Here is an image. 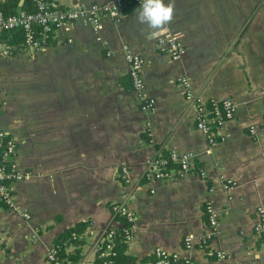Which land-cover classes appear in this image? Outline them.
<instances>
[{
	"label": "crops",
	"instance_id": "crops-1",
	"mask_svg": "<svg viewBox=\"0 0 264 264\" xmlns=\"http://www.w3.org/2000/svg\"><path fill=\"white\" fill-rule=\"evenodd\" d=\"M50 1L79 7L106 0ZM172 2L167 27L186 48L178 59L138 23L140 3H125L118 18L103 16L106 44L80 21L34 53L9 33L2 37L14 47L8 55L0 49V129L15 140L18 168L31 174L11 183L16 209L0 203V264H50L54 243L66 244L60 253L73 264H104L96 244L106 229L124 224L112 210L121 201L137 220L112 264H158L156 246L178 253L169 264H264V241L254 229L256 208L264 205V0ZM125 43L144 58L154 111L142 108L133 90ZM183 76L204 100L231 97L237 105L222 127L225 138L213 146L196 127ZM172 149L195 154L192 170L180 174L174 164L171 178L147 181L150 163ZM123 166L129 183L121 179ZM225 178L234 180L230 190ZM208 200L219 228L200 246Z\"/></svg>",
	"mask_w": 264,
	"mask_h": 264
},
{
	"label": "built area",
	"instance_id": "built-area-1",
	"mask_svg": "<svg viewBox=\"0 0 264 264\" xmlns=\"http://www.w3.org/2000/svg\"><path fill=\"white\" fill-rule=\"evenodd\" d=\"M31 1L34 7L31 10L21 8L16 12L6 13L0 8V49L3 54H10L14 47L11 44L2 43L1 39L7 33L11 34V32L20 31L22 34L21 42L25 50L34 53L45 50L53 39L57 37V32L64 25L74 21L91 25L96 34V39L106 44V40L101 35V30L104 26L103 16L109 15L113 18H118L125 3H140V0H106L104 2H92L79 7H65L50 0ZM154 37L159 50L168 53L174 59L180 58L186 51L184 44L172 34L167 26L159 35ZM123 49L128 62V73L132 81V87L140 101L141 107L154 111L156 99L146 91V81L143 76V56L132 51L127 43L123 44ZM107 54H111L110 49L107 50ZM180 80L185 98L197 108L196 127L206 134L211 146L223 140L225 135L222 132V127L227 120L235 115L237 109L235 101L231 97H224L220 100L211 99L208 102L194 91L187 76L181 77ZM250 132L255 134V126H250ZM0 146L3 148L2 162L0 164V201L8 208L16 209L11 183L14 180L26 178L31 172L18 168L14 158L17 145L13 136L3 129H0ZM194 156L195 154L191 151L179 152L172 149L167 155H160L154 158L145 171V177L147 181L171 178L174 174V170L171 169L174 164H176L180 174L188 172L192 170L191 161ZM197 169L200 176H206L204 168ZM121 179L126 183L130 182L129 170L126 166L121 168ZM222 185L226 190H230L234 186V180L225 178ZM112 210L114 214L124 219V224L120 228L106 229L102 239L96 244L98 257L104 264H112L116 261L120 253L118 242H129L133 238L134 226L137 220L136 213L126 201L114 202ZM206 213L208 223L206 224V232L200 237V246H206L219 228L218 213L210 200L206 203ZM22 215L26 218L30 217V214L26 211H23ZM254 229L264 241V205H258L256 208ZM36 235L37 232L34 233V236ZM72 235L75 238L79 237L76 232H73ZM184 241L186 248L193 246L194 241L191 235H187ZM65 245V243H54L49 246L46 258L50 264H73L70 259L60 253L61 248ZM153 253L158 264H169L179 261L178 253L170 252L160 246H156ZM217 256L225 258V253L218 251ZM184 261L185 264H193L190 258Z\"/></svg>",
	"mask_w": 264,
	"mask_h": 264
},
{
	"label": "clouds",
	"instance_id": "clouds-1",
	"mask_svg": "<svg viewBox=\"0 0 264 264\" xmlns=\"http://www.w3.org/2000/svg\"><path fill=\"white\" fill-rule=\"evenodd\" d=\"M174 4L172 0H140V7L136 13L139 24L146 26L152 35L160 32L173 20Z\"/></svg>",
	"mask_w": 264,
	"mask_h": 264
},
{
	"label": "trees",
	"instance_id": "trees-1",
	"mask_svg": "<svg viewBox=\"0 0 264 264\" xmlns=\"http://www.w3.org/2000/svg\"><path fill=\"white\" fill-rule=\"evenodd\" d=\"M0 8H2L6 13H13V12L18 11L21 8L31 10L34 7L32 5L31 0H24L22 3H20V0H4V1L0 2ZM10 35H11V37L14 38L15 42L20 43L22 41V34L20 31L11 32ZM2 153H3V148H2V146H0V164L2 162ZM0 203H2V202L0 201ZM118 243H122V242H118ZM119 255L121 258L123 253L121 252Z\"/></svg>",
	"mask_w": 264,
	"mask_h": 264
}]
</instances>
